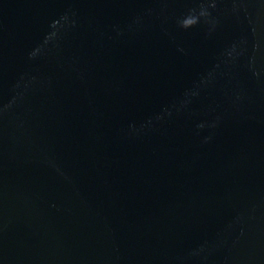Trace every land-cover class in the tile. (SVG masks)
<instances>
[{"label":"water","instance_id":"obj_1","mask_svg":"<svg viewBox=\"0 0 264 264\" xmlns=\"http://www.w3.org/2000/svg\"><path fill=\"white\" fill-rule=\"evenodd\" d=\"M0 264H264V0H0Z\"/></svg>","mask_w":264,"mask_h":264}]
</instances>
